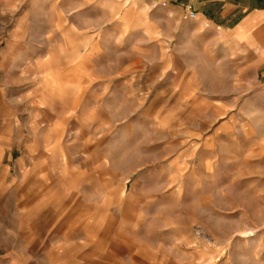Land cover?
Listing matches in <instances>:
<instances>
[{
	"label": "rangeland",
	"instance_id": "rangeland-1",
	"mask_svg": "<svg viewBox=\"0 0 264 264\" xmlns=\"http://www.w3.org/2000/svg\"><path fill=\"white\" fill-rule=\"evenodd\" d=\"M162 6L0 0V264H264L261 71Z\"/></svg>",
	"mask_w": 264,
	"mask_h": 264
},
{
	"label": "crops",
	"instance_id": "crops-1",
	"mask_svg": "<svg viewBox=\"0 0 264 264\" xmlns=\"http://www.w3.org/2000/svg\"><path fill=\"white\" fill-rule=\"evenodd\" d=\"M152 6L166 3L160 14L169 23L182 21L184 5L196 12V19L227 33L247 53L254 56L264 80V0H146ZM152 8V7H151ZM184 21V20H183Z\"/></svg>",
	"mask_w": 264,
	"mask_h": 264
},
{
	"label": "built area",
	"instance_id": "built-area-1",
	"mask_svg": "<svg viewBox=\"0 0 264 264\" xmlns=\"http://www.w3.org/2000/svg\"><path fill=\"white\" fill-rule=\"evenodd\" d=\"M166 3L162 2L161 5H165ZM197 15L196 12L193 11L192 7L187 4L184 5V12L182 14V19L183 20H194L196 19Z\"/></svg>",
	"mask_w": 264,
	"mask_h": 264
}]
</instances>
